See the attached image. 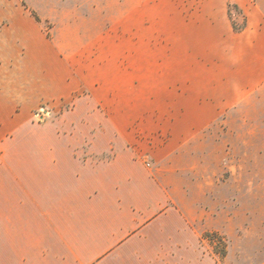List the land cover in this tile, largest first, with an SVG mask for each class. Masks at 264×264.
Returning a JSON list of instances; mask_svg holds the SVG:
<instances>
[{
  "label": "crops",
  "instance_id": "obj_1",
  "mask_svg": "<svg viewBox=\"0 0 264 264\" xmlns=\"http://www.w3.org/2000/svg\"><path fill=\"white\" fill-rule=\"evenodd\" d=\"M73 2L101 26L114 24L118 4L130 41L172 44L171 66L138 70L156 104L175 110L136 127L130 100L116 109L112 88L91 84V99L41 130L33 114L82 85L0 62V250L17 249L21 235L40 249L43 234L41 249L52 240L75 252L66 264H193L207 213L190 198L187 172L197 166L188 159L199 137L264 85V0L53 1ZM239 14L246 23L236 28Z\"/></svg>",
  "mask_w": 264,
  "mask_h": 264
},
{
  "label": "rangeland",
  "instance_id": "obj_2",
  "mask_svg": "<svg viewBox=\"0 0 264 264\" xmlns=\"http://www.w3.org/2000/svg\"><path fill=\"white\" fill-rule=\"evenodd\" d=\"M53 1L0 0V62L8 66L11 59V66L43 70L50 77L68 73L69 81L82 85L68 101L49 102L33 114L41 130L52 123L60 126L59 117L76 99H91L86 91L91 84L112 88L116 109L130 100L136 127L151 112L175 110L156 104L155 88L143 84L138 70L171 66L172 44L130 41L118 4L114 24L101 26L92 11L75 10L74 2L72 10L62 9ZM233 21L244 27L245 15L233 16ZM178 65L186 66L187 60H178ZM102 97L100 93V102ZM99 106L101 113L104 108ZM169 124L163 119L159 130L168 131ZM216 132L222 138H215ZM209 134L196 140L197 155L187 161L197 166L187 172L190 198L207 213L201 247L191 254L193 264H264V85L229 108ZM205 232L219 235L212 242L203 237ZM17 242V249L4 244L0 264H66L76 257L58 241L48 240L49 249H41L43 234L36 236L40 249L34 251L27 249L26 235ZM119 261L124 264L122 257Z\"/></svg>",
  "mask_w": 264,
  "mask_h": 264
},
{
  "label": "trees",
  "instance_id": "obj_3",
  "mask_svg": "<svg viewBox=\"0 0 264 264\" xmlns=\"http://www.w3.org/2000/svg\"><path fill=\"white\" fill-rule=\"evenodd\" d=\"M236 27V26H235ZM237 28V27H236ZM217 235H219L218 233H216V232H205L204 234H203V237H205V238H210L211 240H212V242H215L216 241V237H217Z\"/></svg>",
  "mask_w": 264,
  "mask_h": 264
}]
</instances>
